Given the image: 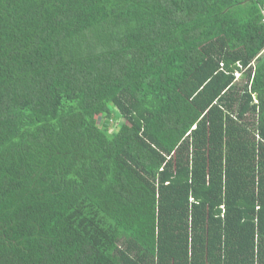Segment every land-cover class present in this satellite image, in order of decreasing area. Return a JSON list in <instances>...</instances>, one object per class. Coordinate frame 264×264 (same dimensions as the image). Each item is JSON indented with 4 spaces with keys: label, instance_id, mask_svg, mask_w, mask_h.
<instances>
[{
    "label": "trees",
    "instance_id": "obj_1",
    "mask_svg": "<svg viewBox=\"0 0 264 264\" xmlns=\"http://www.w3.org/2000/svg\"><path fill=\"white\" fill-rule=\"evenodd\" d=\"M263 7L0 0V264H264Z\"/></svg>",
    "mask_w": 264,
    "mask_h": 264
},
{
    "label": "built area",
    "instance_id": "obj_2",
    "mask_svg": "<svg viewBox=\"0 0 264 264\" xmlns=\"http://www.w3.org/2000/svg\"><path fill=\"white\" fill-rule=\"evenodd\" d=\"M261 22L264 24V7L262 9V18ZM239 69L234 70L233 76L235 80H238L239 78L242 77V71H241V66L238 64Z\"/></svg>",
    "mask_w": 264,
    "mask_h": 264
},
{
    "label": "clouds",
    "instance_id": "obj_3",
    "mask_svg": "<svg viewBox=\"0 0 264 264\" xmlns=\"http://www.w3.org/2000/svg\"><path fill=\"white\" fill-rule=\"evenodd\" d=\"M113 123H115V121H113Z\"/></svg>",
    "mask_w": 264,
    "mask_h": 264
}]
</instances>
